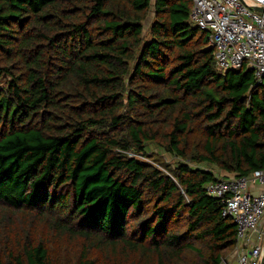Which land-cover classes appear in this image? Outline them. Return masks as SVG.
<instances>
[{
    "label": "trees",
    "instance_id": "obj_1",
    "mask_svg": "<svg viewBox=\"0 0 264 264\" xmlns=\"http://www.w3.org/2000/svg\"><path fill=\"white\" fill-rule=\"evenodd\" d=\"M192 8L0 0V264H222L236 249L206 186L264 169V85L218 71ZM150 146L176 164L142 161Z\"/></svg>",
    "mask_w": 264,
    "mask_h": 264
},
{
    "label": "built area",
    "instance_id": "obj_2",
    "mask_svg": "<svg viewBox=\"0 0 264 264\" xmlns=\"http://www.w3.org/2000/svg\"><path fill=\"white\" fill-rule=\"evenodd\" d=\"M193 24L209 34L217 69L224 73L247 67L256 85H264V0H192ZM131 157L140 156L129 154ZM251 186H259L256 194ZM209 196L221 201L222 216L237 225L238 264L264 260V169L251 177H227L206 186ZM250 244L247 247L246 244ZM240 244L244 250L240 253ZM224 261V260H223Z\"/></svg>",
    "mask_w": 264,
    "mask_h": 264
},
{
    "label": "rangeland",
    "instance_id": "obj_3",
    "mask_svg": "<svg viewBox=\"0 0 264 264\" xmlns=\"http://www.w3.org/2000/svg\"><path fill=\"white\" fill-rule=\"evenodd\" d=\"M154 15H153V13H151L150 15H149V19H148V21L146 22V24H145V32L147 33V31L149 30V27H150V24H151V22L153 21V19H154V17H153ZM157 153H158V151H157V149L154 147V146H150V150H149V153H148V155H149V157H148V155H147V157L146 156H142V161H147V162H150V163H153V164H156L155 162H154V160H155V158L156 157H161V159H163L164 160V162H166L167 164H171V165H175L176 164V162H177V160L176 159H174V158H172V157H170L169 155H166V154H164V153H162V154H160V156H158L157 155ZM156 156V157H155ZM180 161V160H179ZM164 170V169H163ZM164 171H166V170H164ZM214 171H217L216 169H214ZM218 173H220V175H223V173L222 172H218ZM221 177V176H220Z\"/></svg>",
    "mask_w": 264,
    "mask_h": 264
},
{
    "label": "crops",
    "instance_id": "obj_4",
    "mask_svg": "<svg viewBox=\"0 0 264 264\" xmlns=\"http://www.w3.org/2000/svg\"><path fill=\"white\" fill-rule=\"evenodd\" d=\"M220 176L221 177H232L229 174H223ZM251 190L253 191V193L256 194L258 191H260V187L259 186H251ZM243 245L244 244H240V253L244 250ZM246 246L250 247L251 245L247 243ZM236 253H237V249H235L227 258H225L222 264H238ZM262 264H264V261Z\"/></svg>",
    "mask_w": 264,
    "mask_h": 264
},
{
    "label": "water",
    "instance_id": "obj_5",
    "mask_svg": "<svg viewBox=\"0 0 264 264\" xmlns=\"http://www.w3.org/2000/svg\"><path fill=\"white\" fill-rule=\"evenodd\" d=\"M254 10L259 12V13H264V8L263 7H255ZM210 49H214V47L212 45H210Z\"/></svg>",
    "mask_w": 264,
    "mask_h": 264
}]
</instances>
